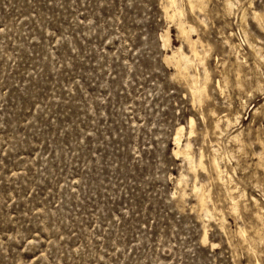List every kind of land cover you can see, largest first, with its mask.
I'll return each instance as SVG.
<instances>
[{"label": "rangeland", "instance_id": "374dc122", "mask_svg": "<svg viewBox=\"0 0 264 264\" xmlns=\"http://www.w3.org/2000/svg\"><path fill=\"white\" fill-rule=\"evenodd\" d=\"M175 1L0 0V264H264V0Z\"/></svg>", "mask_w": 264, "mask_h": 264}, {"label": "bare ground", "instance_id": "6f19581e", "mask_svg": "<svg viewBox=\"0 0 264 264\" xmlns=\"http://www.w3.org/2000/svg\"><path fill=\"white\" fill-rule=\"evenodd\" d=\"M190 1H192V0H190ZM169 2H170V4L171 5H173V4H175L176 3V1L175 0H169ZM229 4V3H228ZM179 11L177 10V9H174V12L173 13H168L169 14V16H171V17H174L177 13H178ZM179 25H180V28H181V32H182V34L186 37V39H187V41H188V43H189V46H190V48H191V51H192V53L195 55V56H197V54H198V51H197V47H196V45H197V40H195V39H193L192 37H191V35H190V31L189 30H187L186 29V27L183 25V22H182V20H180V22H179ZM193 30V29H192ZM164 37H165V42H167L168 40H169V34H168V32L166 33V34H164ZM166 58H167V60H170V61H172V62H174L176 65H177V67L178 68H187V66H188V61L190 60L189 58L190 57H187L184 53H183V51H181V50H174L173 51V53L172 54H170V55H167L166 56ZM193 82L195 83V85H194V89H193V92L195 93V94H197V96H202V91H203V89H202V87H199V86H197V84H196V82H197V80L195 79V78H193ZM201 99V98H200ZM193 122V120L191 119V123ZM181 132H182V128H179L178 129V132H177V136H176V144H177V150H176V152L177 153H184V155H185V157H186V159H188V161L192 164V162L194 163V159H193V157H192V155H191V151H190V145H191V143H190V141H188L187 143H186V145H185V148L184 149H182L181 147H180V141H181V139H180V134H181ZM214 160V159H213ZM195 164V163H194ZM199 164H202V161H201V159L199 160ZM214 165V164H213ZM215 168L219 171V172H221V171H223V170H221V167H220V165H219V163L215 160ZM217 172V171H216ZM217 175V174H216ZM231 192V191H230ZM201 195V194H200ZM203 195V194H202ZM204 196H201L200 197V201H201V204H204ZM206 206V205H205ZM235 208V207H234Z\"/></svg>", "mask_w": 264, "mask_h": 264}]
</instances>
